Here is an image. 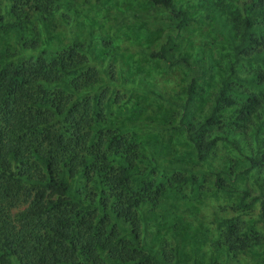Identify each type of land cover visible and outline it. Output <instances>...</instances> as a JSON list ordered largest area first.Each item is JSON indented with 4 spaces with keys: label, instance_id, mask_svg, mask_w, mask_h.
<instances>
[{
    "label": "trees",
    "instance_id": "1",
    "mask_svg": "<svg viewBox=\"0 0 264 264\" xmlns=\"http://www.w3.org/2000/svg\"><path fill=\"white\" fill-rule=\"evenodd\" d=\"M7 1L19 18L26 12L49 14L70 5L67 0ZM148 1L167 14L151 23L169 27L158 47L146 55L165 68L187 72L181 99L144 85L177 113L175 123L150 126L182 132L198 162H204L218 144L242 153L240 134L255 127L245 155L247 170L264 169V0H212L214 29L228 45L226 57L215 63L174 48L189 19L185 9L174 0ZM11 26L18 31V25ZM3 30L0 27V34ZM99 38L89 34L82 40L72 37L67 43L50 44L20 34L17 42L26 58L18 62L12 54L9 61L16 63L0 66V264H188L179 261L175 248H151L147 237L149 218L163 188H182L186 183L194 188L197 168L175 160L168 169L176 173L154 179L150 175L158 167L164 172L166 165L153 146L119 131L104 132L111 126L104 113L110 106L105 92L80 100L87 87L99 82L97 70L104 72L108 54L103 35ZM242 64L254 67L240 73ZM237 81L243 89L236 88ZM208 84L213 89L204 106L197 108ZM222 108L233 115V126L223 123ZM139 164L146 170H136ZM216 172L224 177L214 185L227 190L233 177L223 167ZM79 175L89 183L81 192L71 190L67 181ZM256 186L259 194L250 203L257 200L263 236L254 242L259 244L264 243V186L259 181ZM19 204L26 206L14 212ZM232 228L225 224L224 245L244 251L246 243L239 235L246 233Z\"/></svg>",
    "mask_w": 264,
    "mask_h": 264
},
{
    "label": "rangeland",
    "instance_id": "2",
    "mask_svg": "<svg viewBox=\"0 0 264 264\" xmlns=\"http://www.w3.org/2000/svg\"><path fill=\"white\" fill-rule=\"evenodd\" d=\"M69 8L59 6L49 14L26 12L21 18L10 11L7 0H1L0 27V66L16 63L9 61L10 56L18 57V62L26 56L19 50L17 38L20 34L28 39H46L50 44L67 43L72 37L85 39L92 34L100 40L105 39L107 56L102 63L104 72L97 70L99 82L87 87L80 100L93 94L109 100L110 106L104 108L108 129L121 132L124 136L144 142L154 147L164 172L158 167L150 177L167 178L176 173L168 169L172 161H182L196 167L194 188L186 183L182 188L166 185L157 201L149 220L147 242L151 248H175L181 262L188 264H264V243L254 240L263 236V230L257 222V197L259 189L256 182L264 186V169L247 170L252 132L240 134L239 146L243 151H232L226 144H218L213 153L204 161L198 162L193 156V147L180 131H162L152 128V123H175V108L166 106L151 95L144 85L175 99L182 98L185 86L186 70L181 67L165 68L159 61L150 59L145 51L158 47L168 27L156 26L151 19L167 17L166 9L150 3L148 0H67ZM212 0H174L185 9L189 19L179 30L174 40V48L186 55H200L211 63L221 60L228 54L225 38L214 29L215 13ZM135 13V16L126 13ZM11 24L18 25L14 31ZM43 36V37H42ZM111 55V57H110ZM223 62V61H222ZM98 65L91 62V66ZM252 64H242L238 72L246 73ZM104 73V74H103ZM236 88L243 89L242 82H236ZM210 84L200 92L197 108L207 101L206 94L212 90ZM224 109V108H222ZM223 123L233 121L229 110H225ZM231 126L233 123L231 122ZM261 130V129H260ZM240 133V132H239ZM263 131L256 132L257 137ZM219 167L227 169L233 179L228 181L227 190L214 185L216 179L224 176L216 172ZM212 169H215L214 173ZM136 170H146L145 164H139ZM258 180V181H257ZM70 189L78 192L83 186H89L83 176L68 177ZM242 201V203H240ZM19 204L14 212L24 208ZM232 224L233 230L244 231L245 250L228 249L225 243V224ZM240 243V242H238ZM231 250V251H230ZM229 253V254H228Z\"/></svg>",
    "mask_w": 264,
    "mask_h": 264
}]
</instances>
